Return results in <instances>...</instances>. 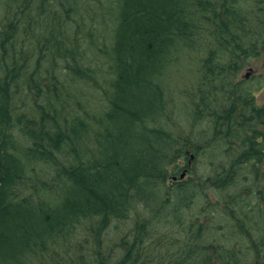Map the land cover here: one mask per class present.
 I'll list each match as a JSON object with an SVG mask.
<instances>
[{
	"label": "trees",
	"instance_id": "trees-1",
	"mask_svg": "<svg viewBox=\"0 0 264 264\" xmlns=\"http://www.w3.org/2000/svg\"><path fill=\"white\" fill-rule=\"evenodd\" d=\"M262 56L264 0H0V264H264Z\"/></svg>",
	"mask_w": 264,
	"mask_h": 264
},
{
	"label": "rangeland",
	"instance_id": "rangeland-1",
	"mask_svg": "<svg viewBox=\"0 0 264 264\" xmlns=\"http://www.w3.org/2000/svg\"><path fill=\"white\" fill-rule=\"evenodd\" d=\"M189 54V53H187ZM194 67V66H192ZM190 65L184 60L183 62H179V63H176L174 62L167 70H168V73H167V83L169 85V87L173 88L175 90V93H174V96L176 95L177 93V87L181 86V85H187L189 82L191 83V81H188L191 79V74H192V77L194 79V75L193 73H191V69H190ZM260 75V74H264V56L258 58V59H255V60H252L248 63H246L244 66H243V69H242V72L240 73L241 76H245V75ZM108 86L104 87L105 91H102V92H99V91H96L95 92V100L100 104V106H107L109 105V102H108V97H109V94H110V90L111 89H108L107 88ZM261 95H264V92L263 94ZM103 99V100H101ZM98 106V107H100ZM104 106V108H105ZM97 107V108H98ZM179 107L180 106V103H179ZM104 108L102 110H104ZM175 114H176V111H175ZM66 115V112L63 114L61 113L60 115H58V113H54L51 117V119H54V120H57L58 117H63ZM186 122V121H185ZM205 125L204 124H199L197 126H193V128H191L192 130V133L195 135V138L198 136L199 132H201L203 129H205ZM188 133V131H187ZM92 134V131L89 132V135ZM197 141L193 140L191 142V146L190 147H185V151H188L190 152L189 153V162L186 163V161H179L182 166H184V168H182V170H180L179 172H174V169H175V166H171L169 167V170H168V180H167V187H170V188H174L175 187V184H179V183H185V182H194L195 184L196 183H199L198 179L201 177V176H208L210 175V169L208 167V160H209V155H203V156H195L194 153H192V151L194 150V147L198 144V142H200V140L196 139ZM187 166V167H186ZM29 191L27 192H24L23 195H26L25 193H28ZM166 200V199H164ZM150 214V213H149ZM148 214L145 212L144 213V217H147V218H150L147 216ZM132 220H127V222H123L121 223V234H124L126 232V228H128L131 223ZM170 231V229H167ZM87 237V236H86ZM85 237V234L84 233H79L77 234V236L74 238L75 242L78 244L80 242H84V238L86 239ZM75 248V247H73ZM77 253V256L80 255V251H76Z\"/></svg>",
	"mask_w": 264,
	"mask_h": 264
},
{
	"label": "bare ground",
	"instance_id": "bare-ground-1",
	"mask_svg": "<svg viewBox=\"0 0 264 264\" xmlns=\"http://www.w3.org/2000/svg\"><path fill=\"white\" fill-rule=\"evenodd\" d=\"M37 41H40V37L37 39ZM51 41H49L48 43H47V46H48V44L50 43ZM193 53H195V51L194 50H191ZM188 53H190V52H188ZM46 57H49V54H47V55H45ZM22 72H24V69H21V73ZM167 73H168V70H166V75H167ZM193 83L194 82H191V84L193 85ZM202 84H205V83H202ZM194 86H195V83H194V85H193V88H194ZM205 90H207L208 89V87H205L204 88ZM220 92H222V88L220 87ZM11 95H9V97H10ZM183 111V112H185V113H188V110H189V107L188 106H186L185 107V104L184 105H182L180 108H179V111ZM211 110H213V109H211ZM86 119V121H89V118H85ZM9 121L10 120H7V121H4L5 122V124H7L5 127H7L8 126V123H9ZM204 123H201V125L202 124H204L205 126H206V122H207V118H204L203 120H202ZM9 129H11L10 127H9ZM207 134V133H206ZM70 149V147H67V146H62L61 147V152H66L67 150H69ZM81 152L84 154L86 151H85V149H83V148H81ZM163 167H164V165L163 166H161V168L159 169V172H158V174H160L161 176H163L164 174H165V170L163 171ZM109 236V234H105L104 236H103V239H106L108 236ZM95 250V249H94ZM97 252V251H96Z\"/></svg>",
	"mask_w": 264,
	"mask_h": 264
}]
</instances>
